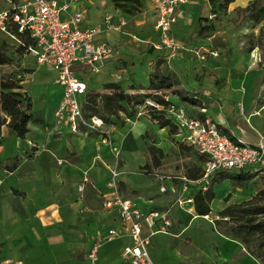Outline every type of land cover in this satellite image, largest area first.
Segmentation results:
<instances>
[{
    "label": "rangeland",
    "instance_id": "obj_1",
    "mask_svg": "<svg viewBox=\"0 0 264 264\" xmlns=\"http://www.w3.org/2000/svg\"><path fill=\"white\" fill-rule=\"evenodd\" d=\"M109 2L125 13L131 14V18L127 22L130 31L135 30L134 26H139L142 29L146 27L144 18H141L143 20L141 25L135 20L140 19L136 12L141 6L130 2L114 4L112 0H89L88 14L92 15L94 9L110 4ZM220 3L221 0H214L212 10L214 15L212 17L202 15L199 20L200 34L210 37L207 39L206 45L218 51L216 57L207 58L202 62L192 57L187 63V68L178 71L177 66L172 62L158 57L150 65V72L157 70L178 82L173 87L163 90L170 95L171 101L183 105L190 114L196 115L201 106V108L212 109V114L206 112L211 121H218L221 126L227 129L234 127L238 132H243L244 139L257 144L258 136L244 118L239 117L238 122L235 113L227 116L223 108L225 105H230L239 112L240 91L246 85L251 88L253 102H256L260 96L261 81L264 78V18L260 22H254L244 18V12L236 11L233 6L228 5L226 9L221 8ZM94 5L96 6L94 7ZM0 46L11 57L10 63L0 64V78L11 76L20 82L31 96L32 110L35 116V121L29 123L30 131L26 134L28 140H26V136L20 138L9 135L7 126L2 127L1 138L3 141L1 143L9 147L16 144L14 146L17 147L15 151L17 153L0 160V177L3 179L12 178L13 175L8 172L14 165H21L22 168L26 167L27 169L32 152L24 151L26 143L31 146L30 150L34 148L30 143L41 144L44 150L42 158L50 163V170H42L41 177L38 176L40 180L43 179L39 191L35 186L34 190L29 189L31 182L26 177L28 193H37V196L26 194L25 198L24 193L20 191L16 194L18 202H13L16 211L9 217L12 220L17 219L16 213H19L17 211L23 208V203L26 206V211L39 214L36 215L39 216L38 219L35 217V225L26 224V238L31 242L28 245L30 253L27 254L26 264H131L120 257L117 246L114 247L113 245L114 240L106 242L107 240L101 239L97 243L96 237L91 245L86 240V236L90 234L89 229L84 228V225H91L94 221L92 211L100 209L101 203L95 191L87 193L86 187L81 192L77 191L78 183L82 182L80 177L74 174H77V168L80 167L87 168L89 173L98 171L100 174L99 177L95 178L96 185L105 186V178L109 172L106 164L109 163L108 166L112 167L115 160L109 144L102 142L101 135L108 136L110 139L112 137L111 140L116 147L121 134L124 132L123 144L136 147L137 150L134 153L126 155L119 153L120 173L118 180L120 181L117 182V188L119 192L121 190L142 204L148 200L150 203L145 204V206L170 210V221L172 220L173 223L170 229L171 233L166 236L171 238L168 246L171 249L177 247L184 251L185 247L191 244L196 248L213 246L217 242V235L212 222L213 219L218 218L216 212L229 203L247 200L259 189L264 188V170H254L258 169L257 165L245 168L253 172V177L247 185L236 186L229 178L219 181L222 175L216 174L212 184L215 196L209 202L210 211L208 215H199L194 208L193 213L198 216L196 218L191 214L187 216L189 213L179 210L181 205L177 202L178 184H175V192H171L173 190L169 186V191L163 193L159 189L157 177L153 175L155 172L164 176L199 172L203 161L193 149H186L177 144V141L181 139L180 134L171 133L168 126L161 128L158 123L147 116H141L134 120L133 116L128 117L120 113L119 119L112 118L113 123L104 122L103 134L100 131L98 135L95 131H88L85 135H76L67 125H62L63 138H49L47 127L48 125L53 127L55 121L54 116L52 117L50 113L56 103L55 100L60 99L61 95L60 87L53 81L55 71L48 67H40L29 53L21 52L16 48L18 42L14 37L1 31ZM147 54L145 51H137L135 60L133 58L126 60L120 57L118 61L123 62L125 67L136 64L134 78L141 81L142 78L146 77V72L143 70L148 67L144 59ZM128 74L132 77L130 71ZM89 76V74L84 76L87 81L90 78L94 80L92 77L95 74ZM126 76L127 71L123 78ZM87 83L89 84V82ZM136 84V87L140 86L143 89L136 90L134 93H144L151 90L146 86H141V83ZM178 88L185 90L188 96L200 100L201 105L191 104L179 98L175 93ZM100 91L107 90L102 88ZM79 99H83V95H80ZM53 101L55 103L51 106ZM132 123L135 124L131 125ZM58 126L61 125L58 124ZM136 131L139 133L136 134ZM140 133L142 134L139 135ZM78 136H93L95 138H90L91 141L86 146H81ZM15 139L18 140L17 143H15ZM151 145L161 149L162 154L149 149ZM79 151L80 154H78ZM121 157L123 160L120 162ZM57 158L64 160L59 164ZM155 158L159 160L158 165L154 163ZM78 159L81 161L79 166L74 164ZM236 173L237 171L233 170L227 174L232 176ZM0 189L2 190L4 187L0 186ZM78 199L83 200L86 213L82 215L75 209V202ZM186 204L183 203L182 206ZM31 215L29 214L27 217L30 218ZM1 217L5 219L4 214L0 212V220H2ZM10 221L7 223H11ZM101 235L104 234L101 233ZM160 236L157 235L156 237L159 238ZM115 242L119 243V240H115ZM94 244H97L100 253L96 259L92 260L87 254L88 249ZM101 245H108L105 248L106 251L101 252ZM167 257L165 264H198L197 261L189 262L180 252L176 256ZM226 261L228 260H224L223 263L219 262V264H226ZM199 262L200 264H213L209 261L200 260Z\"/></svg>",
    "mask_w": 264,
    "mask_h": 264
},
{
    "label": "built area",
    "instance_id": "obj_2",
    "mask_svg": "<svg viewBox=\"0 0 264 264\" xmlns=\"http://www.w3.org/2000/svg\"><path fill=\"white\" fill-rule=\"evenodd\" d=\"M78 0H0V31L14 37L8 27L15 24L18 32L26 31L33 39V44L27 47V53L35 58L39 66H45L56 71V82L63 86L61 101L54 111V127L58 124L67 125L72 132L77 133L84 128L102 132L104 122L96 115L87 118L82 110L80 95L86 93V83L76 74L74 64L85 65L89 72L98 73L106 61L116 57L119 50L114 45L97 40L96 34L101 31L100 24L82 25L86 18V7L78 8L62 17L70 3ZM187 0H150L151 8L155 15L154 27L158 31V43L153 44L156 49L165 48L169 56H177L182 47L172 34V26L176 22L179 5ZM209 1V0H208ZM214 14H210L212 17ZM111 15L104 16L107 28L116 29L117 26L110 22ZM198 58L204 59L206 54L216 56L213 49L197 50ZM149 95L142 102L135 105V119L147 116L156 123L159 117L170 119L175 125V133L181 135L177 144L190 147L203 157L201 174L197 178L187 175L175 176L181 180L180 192L177 202H193L189 194V186L199 185L198 189L204 190L209 184L211 176L219 170L245 169L257 165L258 169L264 168L263 137L257 144H252L240 137L231 136L219 129L208 118L201 119L192 115L180 104L169 98L162 88L151 89ZM128 120V118H127ZM175 120L176 122H174ZM103 134V132H102ZM233 137V138H232ZM103 141L111 144L108 136H103ZM115 163L108 166L109 179L107 186L111 189L110 195L103 200L107 209H113L121 225L131 237L132 242L123 247V254L133 264H154L148 253L151 236L157 231H167L170 225V210L143 211L129 197L123 196L118 188L119 151L112 147ZM155 175L159 181L160 191H166L165 179L170 175ZM87 178H84L86 181ZM82 186H79L81 189ZM158 223V228L155 224ZM148 233H144L146 226ZM96 234L97 243L101 239L110 240L118 236L115 229H108L106 234ZM97 244L89 250L87 256L94 260L97 254ZM17 264H21L17 262Z\"/></svg>",
    "mask_w": 264,
    "mask_h": 264
},
{
    "label": "crops",
    "instance_id": "obj_3",
    "mask_svg": "<svg viewBox=\"0 0 264 264\" xmlns=\"http://www.w3.org/2000/svg\"><path fill=\"white\" fill-rule=\"evenodd\" d=\"M141 1H142V5L139 8V10L136 12L137 13L136 15L140 17V19H135V20L136 22H139L141 25L143 23V20H141V18H144V22H146V27L142 29L139 26H134L135 27L134 29L136 31L135 30L130 31L127 27V22L130 20L131 14L125 13L124 11L116 8L110 2H109L110 4H106L101 8L97 7L96 9L93 10V14L89 15L88 14L90 7L89 0H78L77 2L70 3L67 11L62 13V17L66 18L67 15L72 11L81 7H86L87 14L85 20L82 22V25L85 26V25L100 24L101 31L98 34H96L95 38L97 40H104L114 45L119 50V53L116 57L106 61L103 68L98 73H95V76L92 77L94 80H91L90 78L89 81H87V79H85L84 76L86 74H89L90 75L89 77H91V75L93 74L89 72V70L85 65L79 63L74 64V69L76 71V74L86 83V93L83 94V99H81L82 102L85 99V96L88 91L90 90L100 91L103 87V84L109 82L117 83L123 90L130 93H134V91L136 90L143 89V87L140 86L136 87L137 85L136 83H141V86L148 87L149 74L151 73L150 65L152 64L155 58L159 57L168 62H172V64L177 66L176 68H178L177 69L178 71L187 68V63L189 60L192 59V57H195V60L202 62L207 58H214L217 56V55L212 56L210 54H206L204 59H200L196 54L197 50L203 51L204 49H208V50L213 49L206 45V43H208L206 41L210 37L202 36L199 31L200 17L202 15L209 17V15L212 14V8L208 0H187L186 2H183L179 5L177 19L172 26V34L174 35V37L182 47L178 50L177 56L174 57H170L169 51L165 48L156 49L153 47V44L158 43L159 40L158 31L154 27L155 15L152 11L150 0H141ZM249 1L250 0H234L229 4V6L230 7L233 6L235 8L240 6L243 7ZM95 6L96 5H94V7ZM107 14L111 15L110 22L117 26L116 29L106 27V23H104V16ZM145 18L147 19L145 20ZM137 51H145L148 53L147 57L144 58L148 66L145 70H143L146 72V77L142 78L141 81L134 78L135 68H137L136 64L125 67L123 62L118 61L120 57L121 58L123 57V59L126 60L130 58L131 59L133 58V60H135L136 58L134 57ZM32 58L35 60L33 56ZM40 67H45V66H40ZM126 71H127V76L126 78H123L124 74H126ZM128 71L132 73L131 74L132 77L129 76ZM56 78H57V73L55 71L53 81L56 85L60 87L61 95H60V99L55 100L56 103L55 101H53L50 104L52 106L55 103L53 110L52 111L50 110L51 111L50 114L52 117L54 116V111L59 105L63 94V86L56 82ZM133 79H135L134 80L135 82L133 81ZM87 82H89L90 85ZM240 93H241L240 111L239 112L236 111L230 105L227 106L225 105L223 108L224 112L227 116L234 115L235 113L238 117L237 118L238 122H239V117H243L245 122L249 125V127H251L256 132L259 139L258 142L260 141V136L263 137L262 143L264 145V105L259 106L256 104V102H253L252 91L248 85L244 86L242 91H240ZM168 96L170 98V95ZM204 109L205 108L200 107L196 116H198L200 112H202L205 115L206 112L209 114H212L213 112L212 109H205V111ZM206 118L210 120L209 115H206ZM252 118L254 119L252 120ZM134 120H135V116H134ZM213 123L219 124L218 121ZM134 124L135 123H132L131 125ZM228 129L229 132L232 133V135L244 139L243 132H238L234 127H230ZM63 131H64L63 126L52 127L48 125L47 127V133L49 135V138H63L64 136ZM88 131L91 130L85 131V129L83 128L82 131L74 134L85 135ZM93 131L97 132V135L100 134L99 131L92 130V132ZM137 133H139V131H136V134ZM8 134L14 135L11 133ZM141 134L142 133H140L139 135ZM124 137L125 136L123 132L118 141V145L116 146V148L119 150V153L121 155H126L136 152L137 150L136 147L133 148V147L125 146L123 144L122 141ZM90 138H95V137L78 136L79 144L81 146H86L87 143L91 141ZM26 140H28L27 135H26ZM101 140L102 142H104L103 135H101ZM244 140L252 144H256L255 142L246 139ZM2 141L3 139L0 137V160L6 159L7 157L10 156H14L17 153L15 152L17 150V147L14 146L16 144H13L12 147H9L7 145H4V143H1ZM17 141L18 140L15 139V143H17ZM30 144L33 145L34 147L33 150H30L31 146L29 145V143H26L24 148L25 149L24 151L26 152L29 151V153L32 152V156L29 157L27 169L26 167L22 168L21 165H14L8 172L9 174L13 175L12 178L7 177V179H3L2 177H0V186L4 187V189L2 190L0 189V212L5 216V219L1 217L2 220H0V264H17V262H20L21 264H26L27 254L30 253V248L28 247V245L31 242L26 238V224L30 225L32 223L35 225L36 224L35 217L36 219H38L39 216L37 217L36 215L39 214L26 211V206H24L25 204L23 203V208H21L20 211H17L19 213H16L17 219L12 220L11 218H9L16 211V208L13 206V202L16 203L18 202V200L16 199V194H18L21 191L24 193L25 198H26V194L28 196H37V193H28L29 190L28 187L26 186V177L28 178V180H30L29 182H31V187L29 189L34 190L35 189L34 186H35L37 191H39V189H41V184L43 183V179L40 180L38 176L40 175L41 177L42 170L44 171L50 170L49 161L42 158V156L44 155V150L42 148V145L35 143H30ZM112 147H115L113 140H111V144H109L111 153L113 152ZM78 154H80V151L78 152ZM79 159L74 162L75 165L79 166V163L81 162ZM63 160L64 159L62 158H57L59 164H61ZM122 160L123 159L121 157L120 162ZM108 164H106L107 168H108ZM120 168H121V164H120ZM99 174L100 173L98 171L89 173L87 168L83 169L81 167L79 169L77 168V174H74L77 177H80V181L82 182L80 184L78 183L77 191L81 192L83 191V189H85V187L87 188L85 189L87 193L91 191L92 192L95 191L101 203L100 209H95L92 211V216L94 221L91 223V225L90 226L84 225V228L89 229V234H90L89 236H86L87 243L91 245L94 242L98 231H101L103 234H106L108 229L111 228L115 229L119 235L115 236L110 240H107L106 242L114 240L113 245L114 247L117 246L118 254L120 255V257L123 260L130 262L129 258H127L123 254V247L132 242L131 237L127 234V232L121 225L120 221L116 216L115 211L113 209H107L103 205V200L107 198L111 193V189L107 186V179L109 178V172H107L104 182L105 185L104 187L96 185L97 182L95 178L99 177ZM181 175H186V174L170 175L171 176L170 178H166L165 179L166 191H164L163 193L169 191L168 189L169 186L172 187L173 191L171 192H175L176 183L178 184L177 191L179 193L181 187V180L179 178H174V177L175 176L180 177ZM85 177L87 178L86 181H84ZM119 181L120 180H118V182ZM158 185H159V181H158ZM79 186H82V188L79 189ZM197 186L199 185L192 184L189 186L190 195L193 196V194H195L199 190ZM120 193L125 197L131 198L136 203V205L143 211H149L153 209L164 210V209L145 206V204L147 205L148 203H150L148 202V200L144 202V204H142L136 198L128 196L127 194L123 193L121 190ZM75 207H76L75 209H77L79 213H81V215L83 213H86L85 208L83 207V200L78 199L75 202ZM179 208L180 211L189 212L192 213V215H194L193 213L194 202L187 203L185 206H179ZM29 214H32L30 218L27 217ZM197 216L198 215H194V218H196ZM169 218H171L170 214H169ZM9 221L11 223H7ZM172 223L173 222L171 220L170 225L167 228V231L165 232L157 231L151 236L150 243L148 245V247L151 248H148L149 249L148 253L154 264H165L167 262L166 259L168 258L167 256L169 257L176 256L179 252L189 262L197 261L198 264H200L199 262L200 260L209 261L210 263L213 264H219V262L223 263L224 260H228L226 261V264H262L246 250V248L241 242L219 233L215 225L213 227L217 235L216 236L217 242H215L213 246L210 245L211 247L196 248L194 247V245L191 244L190 246H186L184 251H182L177 247L171 249L170 247H168L170 245L171 238L166 235L171 233L170 229ZM158 226L159 224L156 223L155 228H158ZM148 232H149V228L146 226L144 233L146 234ZM157 235H161L162 237L160 236L159 238H157L156 237ZM115 240L116 241L119 240V243H116ZM101 246H102L101 252L106 251L105 248L108 245L106 246L101 245ZM175 246H177V244H175ZM90 249L91 247L88 249V252ZM99 253H100L99 249H97L96 258ZM160 257H162V259H160Z\"/></svg>",
    "mask_w": 264,
    "mask_h": 264
},
{
    "label": "trees",
    "instance_id": "obj_4",
    "mask_svg": "<svg viewBox=\"0 0 264 264\" xmlns=\"http://www.w3.org/2000/svg\"><path fill=\"white\" fill-rule=\"evenodd\" d=\"M233 1L234 0H221L220 7L226 9ZM112 2H114V4L130 2L138 6L142 5L141 0H112ZM209 3L213 10L214 0H209ZM235 10L244 12V18L253 20L254 22H260L264 18V0H250L244 7H236ZM8 31L18 42L16 48L21 52H26L27 47L33 44V39L29 34L26 31L22 33L18 32L15 24L9 26ZM10 61L11 57L7 55L0 46V64L10 63ZM261 82L262 88L260 90V96L256 99V104L259 106L264 105V78ZM176 84H178L176 80H173L169 75H165L157 70L149 74V89H167ZM102 88L107 91L90 90L87 92L82 102V110L87 118L96 115L106 123H113L111 121L112 118L115 120L119 119L120 113L128 117H134L135 105L142 102L144 97L149 95L148 92H127L117 83L113 82L103 84ZM175 93L184 101H188L195 105H201L200 100L188 96L186 91L181 88L176 89ZM198 117L204 119L206 115L200 112ZM159 118L158 125L161 128L168 126L169 131L175 133L176 127L170 119ZM32 121H35V116L32 110L31 96L15 78L11 76L0 78V137L2 134V127L6 125L9 133L14 134L16 137L24 138L30 131L29 123ZM216 126L224 133L231 136L227 128L220 124H216ZM182 146L186 149L190 148L185 145ZM149 149L158 151L160 155L162 154L161 149L155 148L153 145H151ZM200 159L203 161L202 156H200ZM154 163L158 165L159 160L155 158ZM201 169L202 167L198 173L186 175L190 178H197L201 174ZM233 170H236L237 173L229 176L227 173ZM216 174L222 175L219 181L229 178L236 186L247 185L253 177V172L249 169L216 171L211 176L206 189H199L192 196L194 208L199 215H208L210 211L209 202L215 196L212 190V184ZM261 200L264 201V188L259 189L247 200L227 204L216 212L218 218L213 219L212 222L219 233L241 242L252 256L264 264V202ZM190 214L192 215V213H189L187 216H190Z\"/></svg>",
    "mask_w": 264,
    "mask_h": 264
}]
</instances>
